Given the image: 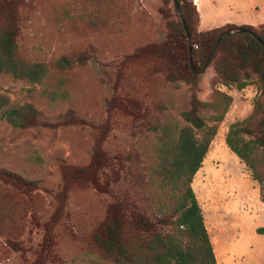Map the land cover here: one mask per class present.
I'll return each mask as SVG.
<instances>
[{
	"label": "rangeland",
	"instance_id": "374dc122",
	"mask_svg": "<svg viewBox=\"0 0 264 264\" xmlns=\"http://www.w3.org/2000/svg\"><path fill=\"white\" fill-rule=\"evenodd\" d=\"M232 1L201 0L204 19L200 31H207V22L234 16L235 12L227 8ZM166 2L176 17L173 0H24L17 21L20 54L48 66L70 55H80L85 62L56 76L66 81L69 93L66 100L56 102L42 94L43 86L0 75V94L10 99L8 109L29 103L41 114V123L28 129L12 128L0 115V171L38 183L43 198L40 222L46 223L55 211L56 193L63 186V168L88 165L100 133L105 134L98 157L101 191L92 185H74L69 192L58 227V261L43 254L42 230L28 225L22 240L16 243L22 251H8L2 258L8 259L2 264H37V259L41 264H115L93 246L92 230L104 221L108 206L118 200L127 205L128 201L121 199L126 190L134 202L130 204L139 210L137 194L141 190L137 183L147 172L149 147L155 141L151 127L157 123L183 126L181 114L191 110L193 99L211 102L214 90L230 96L232 102L217 125L192 188L201 206L202 189L212 183L221 186L222 202L233 210L225 232L220 234L224 255L217 262L264 264V235L256 232L264 227V213L260 211L264 206L249 187L252 179L247 177L246 167L225 144L229 126L251 114L257 88L251 85L237 90L217 85L213 89L212 65L201 74L197 89L183 83L176 86L154 72L150 64L141 65L139 61L120 68L122 61L140 48L166 40L168 29L161 13ZM198 114L208 125L213 124L209 109L199 108ZM201 134L197 132V136ZM116 159L122 160L125 172H121L122 180L112 191Z\"/></svg>",
	"mask_w": 264,
	"mask_h": 264
},
{
	"label": "trees",
	"instance_id": "16d2710c",
	"mask_svg": "<svg viewBox=\"0 0 264 264\" xmlns=\"http://www.w3.org/2000/svg\"><path fill=\"white\" fill-rule=\"evenodd\" d=\"M195 1L177 0L190 41L181 21L177 16L173 18L166 2L161 12L168 29L166 40L140 48L122 61L120 68L139 61L141 65L150 64L154 72L163 74L168 82L176 86L183 83L197 89L201 75L193 74L190 60L194 69L201 71L219 35L224 34L209 63L215 74L211 86L213 89L221 85L227 89L235 87L244 90L253 85L258 91L251 114L229 126L225 144L263 191L264 25L258 28L226 25L201 32L198 30L199 13ZM23 4L24 0H0V75H10L32 86H43L42 94L50 102L66 100L69 97L66 81L56 76L83 64L85 59L80 55L64 56L48 66L24 58L19 50L17 25ZM238 30L246 32L225 34ZM52 81L54 85L50 86ZM231 102L230 96L214 90L211 102L193 99L191 110L181 114L185 123L183 126L157 123L151 127L155 141L149 147L147 172L144 178L140 176L137 183L141 190L137 194L139 210L130 204L133 201L126 190L121 199L128 201L127 205L118 200L108 206L104 221L91 232L93 246L104 253V258L115 264H218L192 184L216 136L217 125L223 121ZM9 105L10 99L0 94V115L12 128H34L41 123L40 112L31 104L8 109ZM199 108L213 113L212 125H208L198 114ZM197 132L202 134L197 136ZM104 137L105 134L98 133L88 165L63 168V186L56 193V208L46 223L40 222L39 210L42 209L43 198L38 183L5 170L0 171V264L8 259H2L8 251H22L18 250L16 243L22 240L28 225L42 230L43 254L49 260L58 261L55 253L58 227L65 215L69 192L74 185L77 188L92 185L101 191L98 175L102 166L98 157ZM34 159L41 161L36 155ZM116 160L118 169L110 181L112 191L122 180L121 172H125L122 160ZM256 232L264 235V227ZM87 251L90 253L92 249L88 247ZM37 261L41 264V260Z\"/></svg>",
	"mask_w": 264,
	"mask_h": 264
},
{
	"label": "crops",
	"instance_id": "0c3cea01",
	"mask_svg": "<svg viewBox=\"0 0 264 264\" xmlns=\"http://www.w3.org/2000/svg\"><path fill=\"white\" fill-rule=\"evenodd\" d=\"M200 2L201 0H196V7L199 13V31L201 25H203L204 19L202 13L203 9L200 5ZM227 8L229 9V11L235 12L234 16L222 20L219 19L218 21L213 20L207 22L210 24L206 29L207 31L218 29L226 25H234L237 27L250 26L254 28H258L264 25V0H233L232 2L227 4ZM244 14L249 15L245 17ZM247 173V177H250L251 179L250 173L248 171ZM250 181L251 184L249 185V187L254 190L255 198L264 206V203L261 202L260 186L255 181ZM192 185L194 186V183ZM221 189V186L214 183H212L211 185H207L202 189L204 199L201 204L205 225L208 230L217 261L224 255L222 248L220 247V234H223L225 232L224 227L227 226V218L234 215L230 205L226 202H222L223 198ZM260 211L264 213V207L260 209Z\"/></svg>",
	"mask_w": 264,
	"mask_h": 264
},
{
	"label": "water",
	"instance_id": "95a60500",
	"mask_svg": "<svg viewBox=\"0 0 264 264\" xmlns=\"http://www.w3.org/2000/svg\"><path fill=\"white\" fill-rule=\"evenodd\" d=\"M174 7H175L176 14H177L178 18L180 19L181 24H182V26H183V28H184V31H185V33H186V35H187V37H188V41H190V34H189V31H188V28H187L186 22L184 21V19H183V17H182V14H181V11H180V8H179V4H178L177 0H174ZM243 32H246V31L238 30V31H236V32H226L225 34L229 36V35L239 34V33H243ZM223 35H224V34H220V35H219V37H218V39H217V42H216V44H215L214 50H213L212 53L210 54L209 58L207 59V61H206V63H205L204 68H203L201 71H196V70L194 69V67H193V63H192V61L190 60V66H191V70H192L193 74H195V75H201V74H203L204 70L208 67V65H209V63H210V60H211V57H212V55H213V52H214L215 49L217 48V46H218V44H219L221 38L223 37ZM258 41L261 42L260 40H258ZM190 52H191V49H190Z\"/></svg>",
	"mask_w": 264,
	"mask_h": 264
},
{
	"label": "bare ground",
	"instance_id": "6f19581e",
	"mask_svg": "<svg viewBox=\"0 0 264 264\" xmlns=\"http://www.w3.org/2000/svg\"><path fill=\"white\" fill-rule=\"evenodd\" d=\"M218 256V255H217ZM219 257V256H218ZM221 260V259H220ZM257 261H258V259H257Z\"/></svg>",
	"mask_w": 264,
	"mask_h": 264
}]
</instances>
